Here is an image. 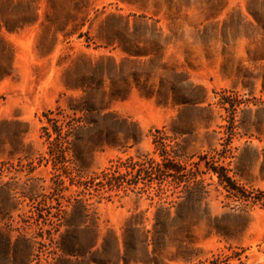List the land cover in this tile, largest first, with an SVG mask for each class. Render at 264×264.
Wrapping results in <instances>:
<instances>
[{"label": "rangeland", "instance_id": "1", "mask_svg": "<svg viewBox=\"0 0 264 264\" xmlns=\"http://www.w3.org/2000/svg\"><path fill=\"white\" fill-rule=\"evenodd\" d=\"M0 264H264V0H0Z\"/></svg>", "mask_w": 264, "mask_h": 264}, {"label": "trees", "instance_id": "2", "mask_svg": "<svg viewBox=\"0 0 264 264\" xmlns=\"http://www.w3.org/2000/svg\"><path fill=\"white\" fill-rule=\"evenodd\" d=\"M51 111H47L43 113V116H47ZM55 133H57V129L53 127L52 129ZM168 138H166L163 134L155 135L153 137V144L155 149L157 150L158 155L161 157V162L160 163H154L153 160L147 161V166L145 167L144 170H142L143 173L147 174L149 177H152V175H163V176H170L172 178H175L176 180L179 179L178 175H182L184 172L183 169L181 168L178 163H173L172 160L169 161H164L167 160V154L169 152V149L171 145L167 143ZM134 166H137L136 164H133L130 166L131 168H134ZM127 168V167H125ZM137 170V169H135ZM211 171L214 172L217 177L225 182L227 186H231L232 189L233 187V182L231 178L226 174V171L224 168H217L213 167L211 168ZM114 173V171H113ZM113 173L108 175L107 172L102 171L101 175L98 177L93 176L90 178V183L91 184H96L95 181L96 179L98 180L97 182H104L105 184L111 186H120L122 184V181L120 180V177L118 175H113ZM243 197L248 198L249 196L246 193L242 194ZM258 200V199H256Z\"/></svg>", "mask_w": 264, "mask_h": 264}]
</instances>
